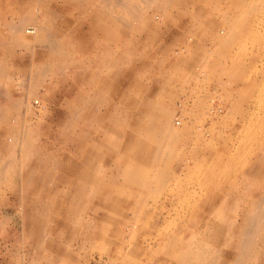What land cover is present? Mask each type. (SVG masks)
Masks as SVG:
<instances>
[{
	"label": "rangeland",
	"instance_id": "obj_1",
	"mask_svg": "<svg viewBox=\"0 0 264 264\" xmlns=\"http://www.w3.org/2000/svg\"><path fill=\"white\" fill-rule=\"evenodd\" d=\"M0 264H264V0H0Z\"/></svg>",
	"mask_w": 264,
	"mask_h": 264
},
{
	"label": "bare ground",
	"instance_id": "obj_2",
	"mask_svg": "<svg viewBox=\"0 0 264 264\" xmlns=\"http://www.w3.org/2000/svg\"><path fill=\"white\" fill-rule=\"evenodd\" d=\"M238 3V2H237ZM243 4V3H242ZM126 5V4H125ZM113 7V6H112ZM116 7V6H115ZM248 7V6H247ZM252 7V6H251ZM234 8V7H233ZM246 11V10H245ZM230 12V11H229ZM243 13V12H242ZM241 14V13H240ZM118 20H120V19H118ZM237 20V19H236ZM123 23V22H122ZM125 23V22H124ZM242 24V23H241ZM125 25V24H124ZM19 28V27H18ZM208 32V31H207ZM115 33V32H114ZM114 36H115V34H114ZM221 49V48H220ZM228 52V51H227ZM185 142V141H184ZM142 146V145H141ZM141 146H140V144L139 143H136L135 144V147L136 148H139V149H141ZM143 148V147H142ZM143 150H144V152H146V157L148 158L149 157V151H147L146 149H144L143 148ZM156 155H158V154H156ZM146 157H141V155L140 156H135V155H133V156H131V161H133V163H135V164H143L144 162H146ZM144 158V159H143ZM124 163V162H123ZM163 163V162H162ZM149 165V164H148ZM150 166V165H149ZM141 169V168H140ZM144 170V169H143ZM139 172V171H138ZM137 174V173H136ZM145 174H146V172H145ZM130 179V178H129ZM145 180V179H144ZM147 182V181H146ZM96 183H98V182H96ZM143 183V182H142ZM145 184H143V186H144ZM128 187V186H127ZM127 187H125V188H127ZM111 188V187H110ZM134 188V187H133ZM146 188V187H145ZM212 188V187H211ZM114 189V188H113ZM120 189V188H119ZM151 190V189H150ZM154 190H157V189H154ZM153 190V191H154ZM131 191H133V190H131ZM142 195H143V193H142ZM140 196V195H139ZM138 196V197H139ZM134 197V196H133ZM262 198V197H261ZM138 199H140V198H138ZM132 201V200H131ZM259 201V200H258ZM130 202V201H129ZM257 204H259V203H256V205ZM262 204V203H261ZM140 206V205H139ZM258 206V205H257ZM256 207V206H255ZM258 208V207H257ZM139 209V208H138ZM196 209V208H195ZM199 212V211H198ZM136 216V215H135ZM197 220V219H196ZM245 222V224H247V220H245L244 221ZM251 222H252V219H251ZM248 223H250V222H248ZM203 224V223H202ZM201 224V225H202ZM208 224V223H207ZM250 225V224H249ZM257 225V224H256ZM186 226V225H185ZM179 227V226H178ZM247 227L244 225L239 231H238V237L239 238H243L244 239V241H246V239L244 238V235H246V234H248V232L250 231V229H249V231L248 232H246V230L248 229H246ZM189 229V228H188ZM186 230V229H185ZM196 230H194V232H195ZM181 232H182V230H181ZM180 235V234H179ZM187 235V234H186ZM203 236L205 237V235L203 234ZM179 239H183V237H181V238H179ZM243 239H242V242H243ZM251 239V238H250ZM186 240H189V238H186ZM156 241H158V239H156ZM251 241V240H250ZM181 249H183V248H181ZM183 251H187V249H185V250H183ZM182 251V252H183ZM181 252V253H182ZM197 257H194V259H196ZM176 261L177 262H181V263H183L185 260H186V255L184 256V254H177L176 255ZM191 261V260H190Z\"/></svg>",
	"mask_w": 264,
	"mask_h": 264
},
{
	"label": "crops",
	"instance_id": "obj_3",
	"mask_svg": "<svg viewBox=\"0 0 264 264\" xmlns=\"http://www.w3.org/2000/svg\"><path fill=\"white\" fill-rule=\"evenodd\" d=\"M115 36H112L111 39H113Z\"/></svg>",
	"mask_w": 264,
	"mask_h": 264
}]
</instances>
